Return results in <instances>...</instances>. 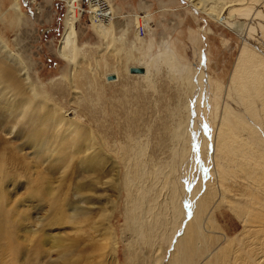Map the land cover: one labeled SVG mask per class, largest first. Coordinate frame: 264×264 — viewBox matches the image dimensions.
I'll list each match as a JSON object with an SVG mask.
<instances>
[{"label":"rangeland","instance_id":"374dc122","mask_svg":"<svg viewBox=\"0 0 264 264\" xmlns=\"http://www.w3.org/2000/svg\"><path fill=\"white\" fill-rule=\"evenodd\" d=\"M12 1L0 43L106 159L84 191L88 219L72 224L57 212L90 178L65 153L41 155L43 178H0V264H264V0H103L106 37L79 0L74 72L58 52L66 0H17L16 17ZM14 117L0 110L4 130ZM1 133L3 147L24 143L18 126ZM23 148L31 175L36 151ZM36 187L54 188V204Z\"/></svg>","mask_w":264,"mask_h":264},{"label":"bare ground","instance_id":"6f19581e","mask_svg":"<svg viewBox=\"0 0 264 264\" xmlns=\"http://www.w3.org/2000/svg\"><path fill=\"white\" fill-rule=\"evenodd\" d=\"M2 1L3 0H0V4H2ZM78 1L79 0L65 1L66 13L64 17V31L58 49L59 56L62 58V60H65L70 64L71 70L73 72L75 71V69L79 67V61L78 59H76L77 47L75 44L76 42H75V33H74L76 16H78L77 15ZM101 1L103 0H90L88 2V13L90 14L89 17L93 24V27L95 28V31L106 37L107 28L105 27V24L110 22L111 10L106 8H101L103 6V5L101 7L99 6L100 5L99 2ZM12 11L15 17L21 15L20 7L17 0L12 1ZM73 72H71V75ZM81 72L83 71L81 70ZM145 75H147V71L145 72ZM72 76H74V73ZM108 76H113L115 80L118 79L117 73L114 72L106 73L105 79ZM36 99H42L39 106L32 105L33 101ZM15 102H19L18 106H15ZM0 110L5 111L8 117H11V114H13V116H15L14 118L16 121L15 127L10 126L8 127L9 129L7 130H4V128L0 123V130L4 132L1 133V135L4 134V136H7L8 138L10 135H12V133L18 126V128L21 129V132L23 133L22 136H25V139H23L24 143L18 147H10V146L3 147L0 141V151L2 149L7 150V156L4 160V163L2 166L0 165V178H21V175H25L26 176L25 178H43L41 172L38 171V169H40L38 166L45 163V159L41 155L43 153L49 154L52 162L56 164L57 162L60 163L62 162L60 155L65 153V155L68 156V159L71 162L72 160L75 161L73 163L75 166H73L71 170H73V168L75 169L76 167H78V169H80V172L83 175H86L85 178H90V181L88 182V184L85 183L83 185H80L74 190L76 193L74 194V198L76 199V200L74 199V202H70L67 199L61 202L60 210H58L57 212V214L60 215L59 221H61V223L64 224L62 219L64 218L63 214H67L66 212H68V214L66 215L67 217L65 216V219H67V221L71 224L73 223L72 221L74 220H77L79 218H85L89 214L86 205L90 203L88 202V197H86L84 191L86 190V188L89 189L92 185L96 184L98 178L97 175L98 172L102 173L103 171L102 165H103L104 155L95 150L94 139L90 138L91 134L89 136V133L85 131L86 129L84 126L77 125L75 128L72 127L75 124L73 123L72 117L71 118L68 117L69 119L66 118L68 111H65L64 116H60V115L56 116V113H54L53 111V106L47 103L46 95L38 92L34 84L30 82L28 74L22 67V64L19 61V59L15 57L13 53L7 51L5 47L2 46L1 43H0ZM17 133H19V131ZM1 139L2 138L0 136V140ZM3 139L5 140L6 138ZM24 145H29L32 150L36 151V153H34V160H35V165H33L34 171L31 175L29 174V169L26 166L25 160L20 158L19 156V153L20 154H22V152L25 153V151L23 150ZM131 150L132 149H130L129 151ZM130 155L131 154H129V156ZM64 168L65 169L68 168V165H66ZM73 172L74 171H72L71 173L69 172L70 175ZM133 172L134 173L132 174L131 178H140V176L142 175V170L141 169L138 170V166L136 172L135 171ZM69 173L67 175H69ZM138 183L140 184V182ZM138 183L137 186L139 185ZM112 187L113 186H111V188ZM39 188L36 187V189H34V192H37L38 194H40V196L43 199H46V201L48 202L50 201L51 204H54V202L50 200V195L53 193L54 188L52 189L48 188L46 192H41ZM69 192H71V190ZM33 198L34 196L31 194L29 200H33ZM89 207L92 208V206ZM135 213H137V211ZM130 217H132V221H133L135 220L134 218L136 217V215L132 216L131 214ZM86 219L88 218L86 217ZM100 219L102 220L101 217ZM21 220L23 221L22 223H27L29 219L28 216L25 217V215H23L21 217ZM181 221L182 220H180V223ZM19 223H21V221H19ZM133 229L134 232L136 233L135 230L138 228H136V226H134L133 224ZM30 234L32 236L36 235V233H34V231H32L31 229H30ZM41 245L43 246L42 243ZM6 249L8 250V248H6L4 245V247L1 250L4 253ZM35 258L33 256L32 260H30L28 264H41L39 262H36L34 260ZM9 264H17V261L11 260Z\"/></svg>","mask_w":264,"mask_h":264},{"label":"water","instance_id":"95a60500","mask_svg":"<svg viewBox=\"0 0 264 264\" xmlns=\"http://www.w3.org/2000/svg\"><path fill=\"white\" fill-rule=\"evenodd\" d=\"M129 73L130 74H143L144 73V69L143 68H130L129 69ZM115 78L113 76H108L106 78L107 81H111L114 80Z\"/></svg>","mask_w":264,"mask_h":264},{"label":"built area","instance_id":"2783aa9c","mask_svg":"<svg viewBox=\"0 0 264 264\" xmlns=\"http://www.w3.org/2000/svg\"><path fill=\"white\" fill-rule=\"evenodd\" d=\"M89 1H90V0H89ZM89 1H88V2H89ZM99 3H100V5H99V6H101V5H102V3H101V2H99ZM86 11H87V10H85V12H86ZM141 32H142V31H141Z\"/></svg>","mask_w":264,"mask_h":264}]
</instances>
